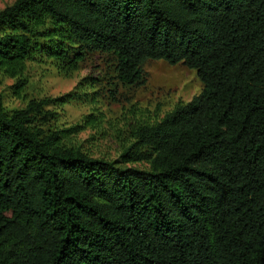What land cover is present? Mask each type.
<instances>
[{
  "label": "trees",
  "instance_id": "1",
  "mask_svg": "<svg viewBox=\"0 0 264 264\" xmlns=\"http://www.w3.org/2000/svg\"><path fill=\"white\" fill-rule=\"evenodd\" d=\"M112 53L124 84L147 58L183 62L199 93L139 122L116 158L40 125L56 98L0 93V264H264V0H13L0 71L25 83ZM134 162H144L143 167Z\"/></svg>",
  "mask_w": 264,
  "mask_h": 264
},
{
  "label": "rangeland",
  "instance_id": "2",
  "mask_svg": "<svg viewBox=\"0 0 264 264\" xmlns=\"http://www.w3.org/2000/svg\"><path fill=\"white\" fill-rule=\"evenodd\" d=\"M13 0H0V7ZM114 54L87 52L74 68L61 70L43 54L25 62L16 92L14 77L0 71V93L7 109L21 107L28 98H56L45 109L53 113L40 125L65 129L62 139L93 156L116 158L132 141L131 129L139 122L152 123L176 105L187 102L202 88L195 69L183 62L147 58L137 84H124L116 76ZM143 167L144 162H134Z\"/></svg>",
  "mask_w": 264,
  "mask_h": 264
}]
</instances>
